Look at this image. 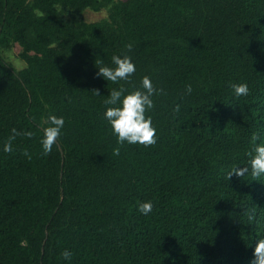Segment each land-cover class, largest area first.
Listing matches in <instances>:
<instances>
[{
  "label": "trees",
  "instance_id": "1",
  "mask_svg": "<svg viewBox=\"0 0 264 264\" xmlns=\"http://www.w3.org/2000/svg\"><path fill=\"white\" fill-rule=\"evenodd\" d=\"M86 8L108 13L88 22ZM10 43L25 65L0 55V264H68L65 248L71 264H251L264 176L228 174L264 142V0H0ZM113 54L135 61L129 81L96 74ZM145 74L165 90L151 110L158 140L114 155L103 95ZM49 112L65 126L44 154ZM13 127L33 134L3 152Z\"/></svg>",
  "mask_w": 264,
  "mask_h": 264
},
{
  "label": "clouds",
  "instance_id": "2",
  "mask_svg": "<svg viewBox=\"0 0 264 264\" xmlns=\"http://www.w3.org/2000/svg\"><path fill=\"white\" fill-rule=\"evenodd\" d=\"M130 51L133 48L131 43L125 45ZM95 66L98 69L97 75L106 81L120 82L129 81L136 73V63L131 55L113 54L111 63L106 64L103 60L96 61ZM230 87L233 94L237 97L246 96L249 93L248 84L245 82L231 83ZM97 96L99 90H93ZM164 89L157 87L150 75L145 74L140 78L139 86L126 88L123 85L113 87L108 91L106 98L103 100L105 108L102 113L103 120L110 127L113 136L116 139V146L113 147V154L119 155L120 146L127 144H139L144 146L154 145L158 140V130L153 124L151 110L155 106L154 97L164 94ZM192 85H185V94H191ZM180 104L177 103L174 111L179 112ZM65 126V117L49 112L46 116V124L41 128L40 145L44 154L52 151L53 145L63 134ZM30 130L21 131L13 127L10 135L4 141L2 146L3 152H12L13 141L17 136L24 135L31 137ZM257 142L254 143L248 153L246 163L235 164L229 172V177L234 173L236 175H245L249 171L253 176H264V142H259V136H256ZM29 159L31 155L27 150L23 153ZM242 165V166H241ZM153 210L151 200H142L137 203V211L147 216ZM251 219V217H250ZM65 262L71 264L73 253L70 249L65 248L60 254ZM251 264H264V235L257 236L254 245L253 259Z\"/></svg>",
  "mask_w": 264,
  "mask_h": 264
},
{
  "label": "rangeland",
  "instance_id": "3",
  "mask_svg": "<svg viewBox=\"0 0 264 264\" xmlns=\"http://www.w3.org/2000/svg\"><path fill=\"white\" fill-rule=\"evenodd\" d=\"M107 9L101 8L99 10H92L86 8L80 13H77L79 17L83 18L85 21H97L99 19L105 18L107 16ZM73 12L71 10H66V15H71ZM21 47L17 43H10L6 46L0 47V55L9 62L15 69H20L25 65V62L20 57Z\"/></svg>",
  "mask_w": 264,
  "mask_h": 264
}]
</instances>
